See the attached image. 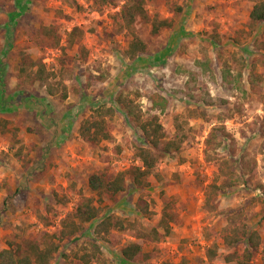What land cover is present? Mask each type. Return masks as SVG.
<instances>
[{
    "label": "rangeland",
    "instance_id": "rangeland-1",
    "mask_svg": "<svg viewBox=\"0 0 264 264\" xmlns=\"http://www.w3.org/2000/svg\"><path fill=\"white\" fill-rule=\"evenodd\" d=\"M126 1L0 0V103L8 102L0 106V119L19 128L17 137L0 132V250L58 232L81 196H93L88 178L94 171L117 173L141 164L134 146L148 144L116 102L120 92L136 98L145 119L158 113L148 94L160 92L169 100L160 113L167 139L176 135L177 114L188 119L192 132L180 151L163 155L147 186H135L128 176L126 190L105 199L101 216L116 213L150 229L174 198L178 217L159 242L126 231L117 245L96 238L97 221L86 223L61 242L52 264H83L74 252L93 239L116 264L220 263L229 252L243 249V244L222 243L231 214L264 236V89L256 79L264 76V21L253 23L249 17L258 0H147L150 16L170 18L174 26L151 36L148 26L139 25L148 51L135 59L125 54L130 33L111 18ZM50 24L59 27V46L39 34L42 25ZM75 26L83 33L69 47L67 36ZM22 51L57 73L55 81L67 85V97L62 91L50 95L46 84L21 74ZM226 68L240 78L238 87L224 81ZM103 103L115 108V127L113 139L96 146L82 139L79 126ZM220 124L230 136L218 131L221 145L213 155L237 160L240 179L219 192L212 201L216 208L208 209L205 193L219 163L204 157L205 139ZM141 199L150 210L147 216ZM134 241L151 253L147 262L123 259L122 248ZM215 245L219 256L210 260L207 251ZM256 263L262 264L260 256Z\"/></svg>",
    "mask_w": 264,
    "mask_h": 264
},
{
    "label": "trees",
    "instance_id": "trees-1",
    "mask_svg": "<svg viewBox=\"0 0 264 264\" xmlns=\"http://www.w3.org/2000/svg\"><path fill=\"white\" fill-rule=\"evenodd\" d=\"M113 1L102 0L103 3H112ZM146 4L147 0H127L118 13L111 14L114 22L131 35V40L125 50V54L130 59H135L148 51V43L138 31L139 25L148 26L151 36H158L165 29L174 26V20L170 18H161L159 15L150 16ZM181 9L180 7L179 10ZM249 17L253 23L264 21V0H258L254 4ZM15 20L16 18H12V23L8 24L9 32H11ZM82 33L80 27H73L68 33L67 45L72 47L77 37ZM39 34L54 47L61 43L59 27L56 24L42 25L39 28ZM8 35L10 36V34ZM20 59V72L24 77H28L31 82L46 84L50 95L62 91L61 95L67 97V85L61 80L55 81L57 73L48 69L42 59H34L27 51L21 52ZM222 77L226 83L238 87L235 83L240 78L238 80L232 77L231 70L224 69ZM256 79L262 83L264 89V76H258ZM251 83L253 85L254 81L252 80ZM148 98L152 102L151 109L158 111L148 119L144 118L142 105L130 93L120 92L115 98L116 102L123 107L126 115L141 131L143 139L147 141V146H134L141 164L117 173H110L106 170H97L91 173L88 178V187L93 196H81L73 212L62 220L61 229L56 233L47 235L42 241L31 238L17 247L9 246L1 249L0 264H52L60 250L61 242L84 230L86 223L94 221H97L93 228L96 238L111 245L119 244L122 241V233L126 231H134L137 238L152 242H159L162 238L170 235L172 223L178 217L175 211L174 198L164 204L159 224L150 229L143 228L137 219L132 220L116 213H107L101 216L104 211L102 204L105 199L113 200L124 192L127 187L128 176L132 177L135 186H147L149 184L148 177L163 155L180 151L183 143L191 135L192 126H190L188 119L183 118V114H177L174 118L176 135L167 139V132L160 121V113L166 111L169 100L160 92L150 93ZM7 104L8 102L4 101L0 103V106L4 109ZM115 116L116 110L112 105L103 103L94 107L90 115L79 126L80 136L83 140L96 146L104 141H111L115 127ZM18 131L19 128L12 127L8 120L0 119V132L2 134L10 133L12 137H17ZM218 131L221 132L222 137L230 136L225 124H220L212 127L210 134L205 139L204 157L207 161L217 159L219 163L216 179L207 187L205 193V205L208 209L216 208L212 201L219 192L234 186L240 179V175L234 169L239 167L237 160L222 159L213 155V153H217V149L221 145V141L217 142L216 140L219 135ZM114 150L117 153L121 152L122 146L116 145ZM139 207L146 216L149 215L150 210L145 200L139 201ZM228 220V224L222 230V243L230 248L243 244V249L242 251L229 252L224 256L223 262L215 264H257V256L261 257V262L264 264V236L261 232L246 223L238 222L235 214H231ZM98 240H89L80 245L74 252V257L83 264H116L105 256ZM121 252L123 259L127 262L145 263L151 257V253L145 251L143 245L137 241L126 244ZM207 255L210 260H215L219 256L218 246L210 247Z\"/></svg>",
    "mask_w": 264,
    "mask_h": 264
}]
</instances>
